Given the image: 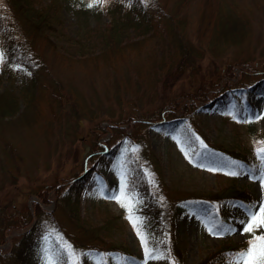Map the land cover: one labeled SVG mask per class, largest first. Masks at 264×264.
I'll return each instance as SVG.
<instances>
[{
	"label": "rangeland",
	"instance_id": "rangeland-1",
	"mask_svg": "<svg viewBox=\"0 0 264 264\" xmlns=\"http://www.w3.org/2000/svg\"><path fill=\"white\" fill-rule=\"evenodd\" d=\"M226 1L249 21L240 43H213L208 0H144L149 25L131 26L124 40L104 39L103 47L111 22L103 5L0 0L21 46L16 65L0 62V93L9 90L18 100L13 112L0 115V213L28 229L38 204L58 211L65 229L63 235L40 230L20 261L12 229L0 241V264H134L113 254L105 261L84 256V246L96 240L127 250L139 264H199L223 245L251 239L241 222L264 202V188L251 178L259 176L264 155L257 151L264 95L239 86L264 76V0ZM54 2L58 21L51 34L35 30L19 7L36 13ZM181 42L189 47L185 58ZM168 122L175 125L166 132ZM208 144L232 153L228 163L195 158ZM129 163L149 182L161 181L162 192L153 181L155 190L149 186L161 193L149 212L154 219L145 220L143 198L128 187ZM227 188L250 199L225 201L207 213L174 209L175 201ZM221 226L236 231L218 233ZM141 237L161 259H146ZM158 240L165 248H156Z\"/></svg>",
	"mask_w": 264,
	"mask_h": 264
},
{
	"label": "trees",
	"instance_id": "trees-1",
	"mask_svg": "<svg viewBox=\"0 0 264 264\" xmlns=\"http://www.w3.org/2000/svg\"><path fill=\"white\" fill-rule=\"evenodd\" d=\"M213 2V5L211 4ZM210 2L211 13L210 16L212 18V41L217 45H227V44H236L240 43L244 40V35L248 33L250 24L248 19L239 12L237 5L233 1L226 0H208ZM19 4V3H18ZM212 5V6H211ZM104 8L111 15V22L105 30L107 31L106 35H103V39L101 40L103 47L105 45L104 39L109 40L110 42L116 41L121 42L125 39V32L130 29L131 26H137L139 24L149 25L151 22V17L147 14V9L144 0H106L103 4ZM19 7L22 11H24L26 17L30 20L35 30L37 31H45L46 34L53 33L54 28L56 26L55 20L58 21V9L57 4L54 2L52 5H47L44 10L39 9L38 12H34V7H32V12H29L23 8L19 4ZM179 6L177 5L176 8ZM175 8V9H176ZM123 14L122 17L117 14ZM209 16V17H210ZM209 19V18H208ZM176 25L183 26L185 20H181V17H178L176 20ZM110 34V35H109ZM182 49V57L185 58L188 56L186 50L189 48L186 47L185 43L179 44ZM112 47V46H111ZM21 49L20 44L17 42L15 29L11 24H9V19L4 17L0 11V52L3 56V60L1 62L4 68H8L9 65H16L18 62L17 53ZM182 62V60H181ZM35 80V79H34ZM246 82L239 86L240 89L249 90L254 88L259 94L264 95V76L262 75L257 80H248L242 81ZM251 83V84H250ZM240 98H237L236 103L239 109L242 107V103ZM248 103V100H244ZM243 101V103H244ZM18 105L17 96L14 92L4 91L0 93V115L5 116L9 112H13L14 107L16 108ZM171 122L167 123L166 131H172L174 129L175 124H171ZM166 131V132H167ZM258 145L260 147H264V138L261 140ZM228 155H232V153L225 151L224 149L216 148L212 145L202 146L195 151V158H208L215 163L220 165H224L228 163ZM257 157L259 155H256ZM110 162H106L104 166H108ZM129 181L128 187L130 189L137 190L141 197L143 198V216L145 220L154 219L152 217V213H149L152 210V203L156 199L161 198V181H158L157 178H152V181L155 184L156 189H159L158 195H154L151 191L153 188L152 181H148L143 172V170L136 168L131 163H129ZM151 188H150V187ZM155 190V188H153ZM160 197V198H159ZM250 199V197L244 192H239V190L235 188H227L222 191L221 194L213 195V196H197L191 195L190 197L181 199L180 203L175 201L174 209L175 211L179 210H198V213H207L210 209L214 210L218 205H221L225 201H236L239 203L245 204ZM36 210L35 216L36 220L32 223V225L28 228H24V223L20 220H13V216H4V214L0 213V241H2L3 237L10 235L15 229L14 235L10 236L12 238H17L16 247L17 250L15 253L16 261L19 259H24V255L31 249L37 241V233L46 228L51 230L52 232L56 231L63 235L65 233L64 227L61 225V222L58 219L57 213L55 209L52 211H45L38 204L35 205ZM221 214L224 211L220 209ZM25 229V230H23ZM55 239V238H54ZM92 244H86L84 247L85 255L93 254L100 256L104 261L109 256V254L117 255L121 261L128 260L134 264H139V260L136 256L124 250L122 248H117L112 246L106 240H96L91 241ZM158 245L156 248H165L161 241H157ZM248 247V243H236V244H228L220 247L215 253L208 256L204 261L199 264H226V262L231 258L235 257L236 253L244 250ZM60 264H70L68 261H61ZM77 264H87L83 260L77 262Z\"/></svg>",
	"mask_w": 264,
	"mask_h": 264
},
{
	"label": "snow or ice",
	"instance_id": "snow-or-ice-1",
	"mask_svg": "<svg viewBox=\"0 0 264 264\" xmlns=\"http://www.w3.org/2000/svg\"><path fill=\"white\" fill-rule=\"evenodd\" d=\"M106 0H92V3L88 4V7H93L94 4L103 5ZM3 56L0 54V62H2ZM258 153L264 154V147H260ZM262 164L260 165V173L257 177L255 174L251 175V178L258 179L261 187L264 188V155L261 156ZM229 175H237V172H230ZM123 206V205H122ZM131 219V216L129 217ZM243 224L242 233L251 234V239L248 240V247L236 253L233 257V264H264V234H257V230L264 229V202L258 206L256 211H248V219L241 222ZM136 227V223H133ZM211 231V230H210ZM223 231H236V229L225 230L221 228L218 233ZM140 235L139 231L137 232ZM217 234V233H214ZM142 245H145V257L146 259H161L162 257L152 254V250L146 246V240L141 237ZM46 264H55V261L48 259ZM70 264H77L76 261H71Z\"/></svg>",
	"mask_w": 264,
	"mask_h": 264
}]
</instances>
